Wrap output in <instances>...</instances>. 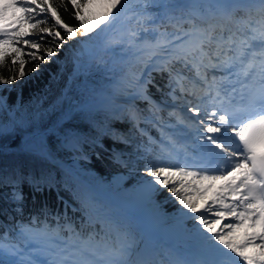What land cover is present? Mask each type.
Returning a JSON list of instances; mask_svg holds the SVG:
<instances>
[{
  "label": "snow or ice",
  "instance_id": "obj_1",
  "mask_svg": "<svg viewBox=\"0 0 264 264\" xmlns=\"http://www.w3.org/2000/svg\"><path fill=\"white\" fill-rule=\"evenodd\" d=\"M69 2L77 26L66 23L48 0H7L0 5V46L12 49L9 53L0 47V65L10 59L23 79L26 55L32 61L39 58L35 64L39 74L40 65L55 62L57 50L70 41H75L71 49L78 66L97 52L119 48L136 53L146 72H130L128 88L133 101H144L147 107L138 109L133 102L125 118L135 132L147 137L137 149L153 157L144 169L151 178L142 182L144 190L156 194L167 189L181 206V217L193 222L192 236L207 253L195 261L181 254L167 264H264V0ZM10 9L21 15L13 12L11 22L5 23ZM45 43L49 46L40 55ZM158 54L163 58L154 60ZM153 72L160 73L161 80L166 74V81L158 83ZM0 79L8 84L16 76ZM150 88L161 94L160 101ZM237 96L246 103L237 106ZM168 107L172 110L165 117L162 113ZM141 123L147 127H140ZM150 128L157 137L150 135ZM114 139L132 142L122 134ZM218 182H223L219 190ZM10 183L15 211L20 213L25 197L15 180ZM63 202L64 217L57 214V221L67 218L68 204ZM82 207L87 218L81 229L93 228L86 238L72 223L58 222L54 228L47 223L18 225L15 236L8 230L0 233V264H149L133 259L126 222L92 201L82 202ZM228 217L232 219L222 223ZM37 219L32 218L33 225ZM249 228L252 231L238 237L241 229ZM41 236L47 238V247L40 246Z\"/></svg>",
  "mask_w": 264,
  "mask_h": 264
},
{
  "label": "trees",
  "instance_id": "obj_2",
  "mask_svg": "<svg viewBox=\"0 0 264 264\" xmlns=\"http://www.w3.org/2000/svg\"><path fill=\"white\" fill-rule=\"evenodd\" d=\"M48 2L57 8L58 14L66 23L77 26L78 21L73 17L69 0ZM51 24L52 19H49L48 25ZM25 30L31 35L32 30L28 25ZM61 35L64 33L61 32ZM48 46L47 43L42 44L40 55H43L44 48ZM0 47L9 53L12 50L9 46ZM21 47H24L25 52L30 51L27 46ZM57 51L59 56L55 58V62L41 64L39 74L35 71L39 58L32 61L25 55L22 57L27 61L26 76L23 79L20 78L19 82L15 79L8 84L0 79V92L4 99L0 96V104H3V108H0V119L14 111L17 104L24 107L34 101L44 93L55 74L64 72L63 65L69 57L67 45L63 50ZM94 60L111 70V78L95 71L85 74L84 79L73 78L66 94L58 96L44 108L24 110L23 116L13 121L12 127L4 129L0 126V233L8 230L10 236H15L13 229H17L18 225L43 227L47 223L54 228L58 222L61 225L72 223L77 231H81V225L87 218L82 202L92 201L105 210L108 205L102 194L105 195L111 190L125 191L134 182L151 179L144 175V169L153 157L145 155L142 148L137 149V145L146 142L147 137H141L132 129V124L122 114V105L111 104L97 108L73 105L69 115L63 116L69 94L85 88L90 89L93 94L99 90L123 94V84L128 74H140L145 68L144 63L137 62L136 55L130 53L126 56L118 49L113 52H99ZM18 72V65L13 67L10 59L0 65V78H9L14 74L17 78ZM152 75L160 84L167 79L166 74H163V80L160 73L153 72ZM113 84H117V87L114 88ZM150 91L154 98L161 100V94L155 88H150ZM135 105L138 109L147 107L141 100H135ZM168 111L171 109H166L162 115L167 117ZM140 127L147 126L141 123ZM34 132L38 133L36 138L42 133L45 148L53 159L61 161L62 164L52 161L36 148L23 146L24 136ZM149 132L153 137L158 136L155 129L150 128ZM117 134L130 138L132 142L121 143L114 139ZM71 141L76 142L79 147L71 146ZM118 174L126 177L120 184L115 180ZM13 180L17 182L15 187L21 189L25 197L20 213L15 211L17 204L12 198L14 186L10 181ZM37 186L43 190L36 191ZM58 197H62L68 204L67 218L59 221L54 217L57 214L64 217L66 205ZM149 197L162 212L171 215L181 212V206L174 202L167 189L149 194ZM33 217L38 218L34 225ZM185 221L189 226L193 225L191 220ZM95 230L99 232L100 225H96ZM92 231V227H84L83 236L86 238ZM62 235L67 237L69 233L64 231ZM111 239L113 242L117 240L114 232L111 233Z\"/></svg>",
  "mask_w": 264,
  "mask_h": 264
},
{
  "label": "rangeland",
  "instance_id": "obj_3",
  "mask_svg": "<svg viewBox=\"0 0 264 264\" xmlns=\"http://www.w3.org/2000/svg\"><path fill=\"white\" fill-rule=\"evenodd\" d=\"M7 2V0H0V3H5ZM13 12H15V14L17 16L21 15L20 11L18 9H10L8 12V20L5 21V23H10L12 16H13ZM24 28L26 29V26H24ZM163 30V29H161ZM168 31H172L171 27L168 28ZM118 50H120L119 48H117ZM67 53L69 55L67 62L63 65L64 66V72L62 73H57L53 76V79L51 80V82L47 85L44 93L42 95H40L38 98H36L34 101H32L31 103H29L28 105H25L24 107H22L21 105L17 104L15 106V110L14 111H10L8 115H6L4 118L0 119V126L3 127L4 129H7L9 127H12L13 125V121H16V119L18 117H22L24 110L26 111H34L37 110L39 108H44L47 105H49L55 98H57L58 96L62 95V94H66L67 93V88L71 82V80L73 78H79L81 76L76 75V71L78 70L79 67L82 68L83 72L85 74L89 73L90 71H95L100 75L106 76L111 78V70L108 67L102 66L100 65V63L96 60L91 59L90 61H88L87 63H85L83 66H78L76 63H74L73 60V50L70 48V44L67 45ZM124 53V52H122ZM16 81L19 82L20 81V77L16 78ZM114 86H117V84H114ZM78 95L75 97L74 100H78V97H90L91 95H93V93L91 92L90 89L85 88L83 90H78V92H76ZM191 140V139H190ZM126 177L122 174H118L115 176V180L120 184L122 181H125ZM146 180V179H145ZM144 179H141L139 182H134L135 184H132L131 186H129L127 188V190L125 191H120V190H116V191H112L110 194L105 195L106 199H105V203H107L108 207H107V212L112 215L114 218H119L120 220H123L124 222H126L129 225L130 228V232H131V240L133 241V256L135 259H138L139 257V250H140V243L139 240L137 239V233H135V227H136V223L132 218V215L130 213V211L139 206L141 203H148L150 205V210L153 214V217H159L162 216V218L164 220H167L169 218H172L173 221L175 222V227H173L175 229L174 232V237H176L177 239L180 237V235L182 233H185V235L188 238H193L192 236V227L193 225L189 226L185 219H183L181 217V212L175 216H171L168 213L162 212L160 210L157 209L156 204L150 200L149 194L144 190V185H143V181H145ZM220 182H218L217 184V189L219 186ZM105 186V185H104ZM214 195V193H213ZM115 202L114 203H112ZM121 213V216L118 217V214ZM232 219L231 217L226 218L224 221H222V223L226 224L228 222V220ZM245 231H252V229H241L237 235L238 237H240L241 239L243 238L244 232ZM256 231H259L258 229H256ZM40 246L41 247H47L48 246V240L47 238L41 240L40 239ZM257 243H259V241H257ZM222 247V246H221ZM203 255H207V253L205 252V250L203 249V247L201 248ZM256 251V250H255ZM258 251V250H257Z\"/></svg>",
  "mask_w": 264,
  "mask_h": 264
},
{
  "label": "bare ground",
  "instance_id": "obj_4",
  "mask_svg": "<svg viewBox=\"0 0 264 264\" xmlns=\"http://www.w3.org/2000/svg\"><path fill=\"white\" fill-rule=\"evenodd\" d=\"M170 2L175 3V4H187V3L192 2V0H170ZM155 11L161 12L163 10L162 9H156ZM175 14L179 15L180 13H179V11H177ZM253 15H255V13ZM69 44H70V48H71V45L75 44V41H70ZM221 183H223V182H221ZM219 187H220V185H219ZM175 226H176L175 222L173 221L172 218H169L164 223H162L163 229L166 230L167 232L169 229H171L172 227H175ZM175 240H176V237L172 236L171 241H175ZM133 259H135L134 256H133ZM138 260H143V255H139Z\"/></svg>",
  "mask_w": 264,
  "mask_h": 264
}]
</instances>
